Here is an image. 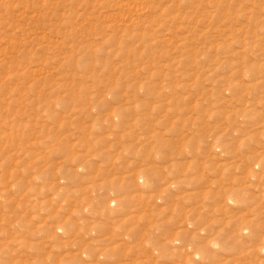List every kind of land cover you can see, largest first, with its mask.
Segmentation results:
<instances>
[{
	"label": "rangeland",
	"instance_id": "374dc122",
	"mask_svg": "<svg viewBox=\"0 0 264 264\" xmlns=\"http://www.w3.org/2000/svg\"><path fill=\"white\" fill-rule=\"evenodd\" d=\"M0 264H264V0H0Z\"/></svg>",
	"mask_w": 264,
	"mask_h": 264
}]
</instances>
